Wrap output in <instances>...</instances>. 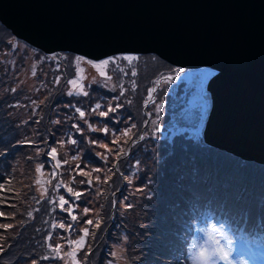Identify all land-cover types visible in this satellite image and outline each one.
Masks as SVG:
<instances>
[{"label": "rangeland", "instance_id": "374dc122", "mask_svg": "<svg viewBox=\"0 0 264 264\" xmlns=\"http://www.w3.org/2000/svg\"><path fill=\"white\" fill-rule=\"evenodd\" d=\"M3 31L4 29L0 25V33ZM8 39L0 46L2 48L0 50V94L7 92L10 95L13 92L12 89H16V93L20 92L14 103V112L20 113L21 122L29 118L31 107L34 104L42 103L44 105L45 102L47 105L50 104L48 95L60 86L61 79L65 76L68 78L66 82L68 92L75 91V88L80 84H83L85 91L90 89L86 87L87 82H92L94 76L96 79L102 76L96 69H94V74L90 73L91 75L88 76L86 66H91L88 62L98 63L106 58H113L115 55L93 59L71 51L52 52L51 54L22 39L16 37ZM119 54L127 53H117L116 55ZM78 56L84 59L77 62L75 58ZM33 68H35V76L32 75ZM77 68L83 70L79 77L76 76ZM106 70L107 66L100 69L103 72ZM213 72L214 70L209 67L183 69L175 66L172 69L167 68L159 74L155 82L150 85L143 84L146 92L140 105L133 100H127L124 96L120 97L118 101L114 99L119 96L122 85L127 86L125 82L128 79L127 77L123 78L122 72L118 82L113 78L115 84L112 79L107 84L104 79L96 81L104 86H98L93 91V95H96L95 104L102 105L101 109L93 111V114L90 115L91 119L97 120V124L94 123L96 131L86 132L80 129L86 134L81 133L80 138L74 139L76 143H71L67 148L63 147L60 139H57L53 146L48 144L50 152L52 148L56 149V159L48 157L47 152L42 153L45 165H42L43 159L36 164V169L38 166H42V171L39 173L42 180L32 174L33 170L29 163L22 162L23 153L19 148V146H25L23 151L31 154L32 146L37 141L32 143L28 139L38 136V134H28L23 137L19 134L18 137H13L4 143L2 152L4 150L11 152V161L4 159V162L9 167L13 164L18 175L20 172H26L28 174L27 183L33 175V189L30 187V191H27L26 194L33 195V190H35L45 198L41 214L43 207L52 210L42 219L40 218L39 232L41 235L38 239H32V242L27 240L24 244H15L14 241H11V236L16 230V222L11 221V217L8 216L11 205L0 207V212H3V215L0 216V224L12 225L8 229L0 227V251L7 256V262L11 261L8 254L13 249L18 258L11 264H128L130 259L136 263L141 257V242L134 236L137 229V218L140 214L144 215L147 210L154 212L170 193L174 184L169 166L166 164H162L160 169L156 170L153 162L150 164L148 162L139 166L138 169L137 162L141 164L149 157V148L145 144L142 145L139 137L143 136L147 139L152 137L153 141L163 146L162 148L169 150L166 155L173 151H180L176 148V143L188 129L190 135L197 140H202L203 125L210 107V96L205 86ZM177 75L180 76V79H172L171 83L164 82V78H174ZM57 78H59L58 83ZM70 79H76V86L68 84ZM88 79L91 80L88 81ZM156 81H160V83L157 85ZM149 88H157V91L153 94L148 105L144 106L145 100L148 99ZM160 103L163 104V107L157 114L155 105ZM57 105L59 106L58 103ZM109 105L117 110L101 117L99 112L107 111ZM117 105L122 106L117 107ZM136 106L141 107L140 116H137ZM52 107L50 113L53 123L57 120L55 117L53 121L54 111L65 114L69 110L67 107L59 110L56 104H53ZM38 108L40 107L38 106ZM12 115L8 118L11 119ZM152 120L157 121L160 134H157L156 125L152 124ZM132 125L136 127L133 128ZM58 128L59 126L56 125L55 130ZM104 129H107V134L103 131ZM126 130L127 135H125ZM30 132L32 133L33 130L31 129ZM40 135H42L41 132ZM70 139L73 138L68 140ZM13 143L19 144L11 147ZM171 145H173V149ZM27 146L29 147L27 148ZM65 152L67 155L62 156ZM151 153H153V147H151ZM74 156L77 158L72 159ZM64 158H71V160L66 161ZM57 159L61 161L60 167H57ZM19 178L21 181L22 178ZM5 179L0 186V206L5 203V200L8 202L13 200L11 197L14 196L11 191L7 190H13L16 182H12L6 177ZM129 179L131 183L128 182ZM89 181H91V187ZM58 183L61 184V187L57 193L55 189ZM21 186L25 188L24 184ZM66 187H71L73 193H67ZM75 192L82 193L78 200H76ZM60 195H64L65 199L70 202L76 201L79 205L74 213L78 217L77 221L73 222L67 211L60 210ZM18 197L19 195L14 200L15 202ZM145 199L151 203L149 204ZM52 200L55 203H49ZM12 207L17 209L16 203ZM85 207L89 208L87 215L84 213ZM56 208L59 211L53 210ZM64 208L68 209V204H65ZM143 215L139 216V220ZM115 216L120 219L115 221ZM88 220H91L92 223L88 224ZM210 220L215 221L210 216H199L192 221L185 236L182 258L184 264H197L198 259L192 251L194 241L203 240L202 229ZM61 222L65 224L64 229L58 227ZM215 223L228 227L217 221ZM32 225H34L33 222ZM53 225L56 227L54 228ZM69 225H72L71 229H69ZM85 228L88 229V234L85 236L84 245L70 243V241H77L80 236L85 235L83 231ZM107 229L112 233L109 235L114 238L110 242L103 237H106L104 232ZM227 231L232 255L229 259L224 260L223 264H232L233 261H236L237 264H261L264 262L263 240L259 242L263 244L256 245L260 246V249H254V243H245V239L235 238L231 228H227ZM49 233H51L50 240L48 239ZM49 244L52 245V248L48 247ZM149 245L155 246V243L150 242ZM236 248H238L237 252ZM246 249L253 254L252 260L247 257ZM128 251L130 256H128ZM45 256L49 259H44Z\"/></svg>", "mask_w": 264, "mask_h": 264}, {"label": "water", "instance_id": "95a60500", "mask_svg": "<svg viewBox=\"0 0 264 264\" xmlns=\"http://www.w3.org/2000/svg\"><path fill=\"white\" fill-rule=\"evenodd\" d=\"M0 22L46 53L213 69L203 140L264 164V0H0Z\"/></svg>", "mask_w": 264, "mask_h": 264}, {"label": "trees", "instance_id": "16d2710c", "mask_svg": "<svg viewBox=\"0 0 264 264\" xmlns=\"http://www.w3.org/2000/svg\"><path fill=\"white\" fill-rule=\"evenodd\" d=\"M0 25L4 29L0 33V37L3 36L0 38L1 46L2 42L11 37L15 38V36L1 22ZM63 52L57 51V53ZM123 55H134L138 59L132 61L131 64L127 61L117 60L115 64L108 65L105 76L98 77V79L94 76L92 82H87L86 87L90 88L87 91L84 90L88 93L87 96L76 95L75 91H73V95L69 96L66 83L68 78L67 76L63 77L60 86L48 95V100L51 101L50 104L47 105V102L44 105L42 103L34 104L31 107L29 118L24 122H21L20 113L14 112V103L20 92H12L10 95L7 92L0 94V186L6 180L5 177L12 182H16L13 190H7L14 195L11 197L13 200L9 202L5 200V203L0 207L7 204L11 205L8 216L11 217V221L16 222V230L11 236V241H14L15 244H24L27 240L32 242V239H38L41 235L38 231L40 229V218L42 219L52 210L43 207L41 214V207L45 198L35 190H33V195L26 194L27 191H30V187L33 189V175L27 183L26 177L28 174L26 172H20L18 175L13 164L9 167L4 162V159L11 161L10 150L2 152L4 143L13 139V137H18L19 134H21V137L28 134H38V136L28 139L32 143L37 141L32 146L31 154L23 151L25 146H19V148L22 149L23 153L22 162L29 163L33 170L32 174L42 180L43 178L35 170L36 164L40 160L43 159L44 163L42 165H45V159L41 156L43 152H47V156L51 157L48 144L53 146L56 144V140L60 139L63 142V147L67 148L71 144L68 142L69 138L76 139L80 138L81 133L86 134L80 129L89 132L87 125L91 124L94 127V123L97 124L96 119L90 118V115L93 114L91 109L94 108L96 100L93 91L98 86L103 87V84L96 81L104 79L107 84L114 78L118 82L121 78L120 69H123V74H121L124 76L123 78L127 77L128 79L125 82L127 86L122 85L121 87L125 92L124 97L140 105L146 92L143 84H152L161 72L167 68L172 69L175 67L154 53L115 54L113 58ZM133 69L137 72L135 77L131 75ZM117 75L119 76L117 77ZM133 82L136 83L135 90L132 88ZM172 91L174 92V90ZM53 104H56L59 110L65 107L69 109L65 114L54 111L53 121L57 117L54 123L51 120L52 115L50 113ZM76 108L85 111L84 118H80ZM136 108L137 116H140L141 107L136 106ZM11 114H13L12 118L9 119L8 116ZM56 125L59 126L57 130H55ZM74 125L79 126V131ZM31 129L33 130L32 133L30 132ZM40 132L42 135H40ZM189 132V129L186 130L176 143V148L180 151H173L168 155H166V152L169 150L162 148L163 146L153 141L152 137L149 139L144 137L141 140L142 145L145 144L149 148V157L141 164L137 162L138 169L139 166L148 162L149 164L153 162L156 170L160 169L162 164H166L169 166L174 184L170 193L156 207L154 212L147 210L144 215L140 214L143 215L140 220V215L138 216L137 219L140 224H136L137 229L134 236L141 242V257L136 263L133 262V259H130L128 264H184L182 258L185 236L192 221L199 216H210L215 221L227 225V228L233 230L234 237L239 240L252 241L254 245L263 244L259 242L260 240L264 241V164L242 159L225 150L206 144L203 139L197 140ZM157 134L160 133L157 132ZM18 144L13 143L11 147ZM173 145H171L172 149ZM151 147H153V153H151ZM64 155H67V153L62 154V156ZM59 158L62 159V157ZM64 160L69 161L71 158H64ZM19 177L22 178L21 181ZM22 184L25 185V188L21 186ZM18 195L19 197L15 202L14 200ZM37 201L40 202L37 203ZM145 201L151 203L148 199H145ZM15 203L17 209L12 207ZM52 205L54 206V204ZM37 209L39 211H36ZM53 210L59 211L57 208ZM29 211H33V218L28 217L27 213ZM117 219L120 218L115 216V221ZM32 222L34 225H32ZM104 234L106 237H103L108 242L114 239L109 235H112L109 229ZM150 242L155 243V246H150ZM128 253V256H130L129 251ZM8 255L11 258L10 262H7V256L0 251V264H11L18 258L13 249Z\"/></svg>", "mask_w": 264, "mask_h": 264}, {"label": "snow or ice", "instance_id": "6c2138e0", "mask_svg": "<svg viewBox=\"0 0 264 264\" xmlns=\"http://www.w3.org/2000/svg\"><path fill=\"white\" fill-rule=\"evenodd\" d=\"M53 59H55V57H53ZM83 59H84L83 57H79V56L75 58V60L77 62H79V61H81ZM137 59H138V57H136L134 55H123V56H120V57H114V58H110V59L109 58H106V59H104V60H102V61H100L98 63H94V62H91V61H89L88 63H90L91 66L99 72V75L103 77V76L106 75V73L103 72V71H100V69L102 67L108 66L110 64H115V62L117 60L127 61L129 64H131L132 61L137 60ZM57 71H59V68H57ZM82 71H83L82 69L77 68V70H76V76L79 77V75H80V73ZM120 71L123 72L124 70L123 69H120ZM35 74H36L35 73V68H33L32 75L35 76ZM131 75L133 77H135L137 75L136 70L133 69L131 71ZM109 79H111V77H109ZM172 79H177L178 80V79H180V76L177 75L174 78H172V77H166V78H164V82L171 83ZM58 82H59V78H57V83ZM156 83L158 85L160 83V81H156ZM68 84L69 85H72V86H76L77 81H76V79H70V80H68ZM132 88H133V90H135V88H136V83L135 82H133ZM12 91L15 92L16 89H12ZM156 91H157V88H149L148 89V92H147L148 99L145 100L144 106H147L148 105L149 101L152 99L153 94ZM67 94L69 96H71V95L74 94V92L72 90H70ZM75 94L76 95H81L82 94V95H85V96L88 95V93L84 91L83 84H80L78 87L75 88ZM124 95H125V92H124L123 88H121V90L119 92V96L115 97L114 99L118 101L120 99V97H123ZM120 106H122V105H117V107H120ZM101 107H102V105L100 103H97V104H95L94 108L91 109V111H96L97 109H101ZM162 107H163V104L162 103L155 105V111H156L157 114L160 112V110L162 109ZM116 110H117L116 108H113L111 105H109L108 108H107V111H100L99 112V115L101 117H104V116H107L109 113L114 112ZM76 112L79 113L80 118H84L85 117V111L81 110L80 108H76ZM151 122H152V124L156 125V131L158 132L160 129H159V125H157V121L156 120H152ZM86 123H87V121H86ZM74 127H77V130L79 131V126L74 125ZM132 127L134 128L136 126L135 125H132ZM88 128H89L90 131H96V129L91 124H88ZM103 131L105 132V134H107V129H104ZM125 135H127V130L125 132ZM139 139L142 140V139H144V137L143 136H140ZM68 142L69 143H76V141L74 139H70ZM49 155L53 159H56V149L55 148H52L51 149V152L49 153ZM76 158L77 157H75V156L72 157V159H76ZM56 163H57V167H60L61 166V161H59L58 159L56 160ZM64 163H66V162H64ZM77 167H79V166H77ZM36 171H37V173H40L42 171V166H38L37 169H36ZM53 175L55 176V173H53ZM128 182L131 183V180L129 179ZM37 183H39V181H37ZM88 183H89V186L91 187V181H89ZM60 187H61V184L58 183L56 185V189H55V191L57 193L59 192ZM45 192H47V190H45ZM66 192L69 193V194H72L73 193V189L71 187H66ZM42 195H44V193H42ZM81 195H82L81 192H75L76 200H78ZM39 202L40 201H37V203H39ZM49 203H55V201L52 200V201H49ZM65 204H68V209H65L64 208V205ZM78 206L79 205L76 203V201H71L70 202L69 200L65 199V196L64 195H60L59 196V208H60V210L61 211H67L68 212V215L71 217V220L73 222L77 221V219H78L77 215L74 214L75 213V210H76V207H78ZM36 211H39V209H37ZM88 212H89V208L85 207V209H84L85 215H87ZM2 215H3V212H0V216H2ZM27 215H28L29 218H33V211H29L27 213ZM87 223L88 224H91L92 221L91 220H88ZM0 227H2L4 229H8V228L12 227V225H9V224H0ZM53 227L55 228L56 225H53ZM58 227L60 229H64L65 228V224L63 222H61V223H59ZM68 227H69V229H71L72 225H69ZM83 231H84V234L85 235L80 236L79 240H77V241H74V242L70 241V243H75L77 245L83 246L84 245V241H85V236L88 234V229L85 228ZM48 239L49 240L51 239V233H49ZM48 247L49 248H52V245L49 244ZM71 255H74V253H71ZM44 259H49V257L45 256ZM197 264H202V262L197 261Z\"/></svg>", "mask_w": 264, "mask_h": 264}, {"label": "clouds", "instance_id": "9594fccd", "mask_svg": "<svg viewBox=\"0 0 264 264\" xmlns=\"http://www.w3.org/2000/svg\"><path fill=\"white\" fill-rule=\"evenodd\" d=\"M202 241H194L192 248L198 261L202 264H223L232 255L229 246V235L226 226H220L210 220L202 229ZM232 264H237L233 261Z\"/></svg>", "mask_w": 264, "mask_h": 264}, {"label": "bare ground", "instance_id": "6f19581e", "mask_svg": "<svg viewBox=\"0 0 264 264\" xmlns=\"http://www.w3.org/2000/svg\"><path fill=\"white\" fill-rule=\"evenodd\" d=\"M69 52V51H68ZM52 54V53H51ZM86 68L88 69L87 70V75L90 76L91 74L90 73H93L94 72V68L91 67L90 65L86 66ZM94 74V73H93ZM104 87V86H103ZM103 92V91H102ZM108 92V91H107Z\"/></svg>", "mask_w": 264, "mask_h": 264}]
</instances>
